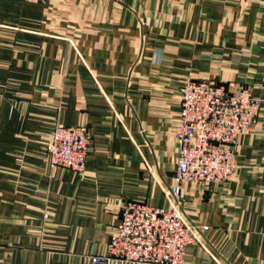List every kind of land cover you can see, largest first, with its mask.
<instances>
[{
    "label": "crops",
    "instance_id": "obj_1",
    "mask_svg": "<svg viewBox=\"0 0 264 264\" xmlns=\"http://www.w3.org/2000/svg\"><path fill=\"white\" fill-rule=\"evenodd\" d=\"M188 77L261 107L230 180L180 186L207 226L183 264H264V0H0V264H92L124 202L169 207ZM57 124L86 128L82 172L49 166Z\"/></svg>",
    "mask_w": 264,
    "mask_h": 264
},
{
    "label": "built area",
    "instance_id": "obj_2",
    "mask_svg": "<svg viewBox=\"0 0 264 264\" xmlns=\"http://www.w3.org/2000/svg\"><path fill=\"white\" fill-rule=\"evenodd\" d=\"M176 137L178 155L167 192V208L129 200L120 208L119 222L104 254L90 256L92 264H183L189 244L202 245L205 225L183 218L182 183L216 185L231 179L235 169V138L250 130L261 99L245 84H223L188 77L180 87ZM49 166L82 172L89 152V135L81 126L55 125L45 143Z\"/></svg>",
    "mask_w": 264,
    "mask_h": 264
},
{
    "label": "rangeland",
    "instance_id": "obj_3",
    "mask_svg": "<svg viewBox=\"0 0 264 264\" xmlns=\"http://www.w3.org/2000/svg\"><path fill=\"white\" fill-rule=\"evenodd\" d=\"M196 79H203V78H196ZM257 117V116H256ZM256 120V119H255ZM178 155V154H177ZM71 170V169H70ZM223 183V182H222ZM220 184V183H219Z\"/></svg>",
    "mask_w": 264,
    "mask_h": 264
}]
</instances>
